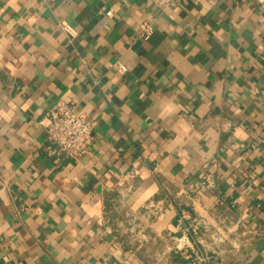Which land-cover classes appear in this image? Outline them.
Returning <instances> with one entry per match:
<instances>
[{"label": "crops", "instance_id": "crops-1", "mask_svg": "<svg viewBox=\"0 0 264 264\" xmlns=\"http://www.w3.org/2000/svg\"><path fill=\"white\" fill-rule=\"evenodd\" d=\"M262 1L0 0V264H186L181 217L208 264H264Z\"/></svg>", "mask_w": 264, "mask_h": 264}, {"label": "built area", "instance_id": "built-area-1", "mask_svg": "<svg viewBox=\"0 0 264 264\" xmlns=\"http://www.w3.org/2000/svg\"><path fill=\"white\" fill-rule=\"evenodd\" d=\"M145 1L158 6L162 10H167L174 7L179 0ZM261 10L264 14V0L261 3ZM107 15L112 16V11H108ZM60 25L66 34L75 36V29L67 22H61ZM142 30V36L146 40L153 34V26L150 23L142 24ZM118 69L121 72L127 71V67L121 63L118 64ZM45 129L48 139L52 143L50 152L58 157L79 160L87 153L93 142L94 127L88 115L78 111L75 104L65 101L57 102L50 109L45 120ZM178 223L184 234L177 240L176 253L186 259V264H208L210 257L199 248L200 241L197 239L199 231L196 226L185 228L184 217H181ZM187 248L188 250H186Z\"/></svg>", "mask_w": 264, "mask_h": 264}, {"label": "rangeland", "instance_id": "rangeland-1", "mask_svg": "<svg viewBox=\"0 0 264 264\" xmlns=\"http://www.w3.org/2000/svg\"><path fill=\"white\" fill-rule=\"evenodd\" d=\"M229 238H226V243H227V249H230L231 247L229 246V245H231V243H230V241H227ZM244 239H246V238H244ZM219 242V241H218ZM221 243H223V241L221 242ZM225 243V244H226ZM212 254H214V253H212ZM227 255H229V254H227Z\"/></svg>", "mask_w": 264, "mask_h": 264}, {"label": "water", "instance_id": "water-1", "mask_svg": "<svg viewBox=\"0 0 264 264\" xmlns=\"http://www.w3.org/2000/svg\"><path fill=\"white\" fill-rule=\"evenodd\" d=\"M211 257H215V254H210Z\"/></svg>", "mask_w": 264, "mask_h": 264}]
</instances>
